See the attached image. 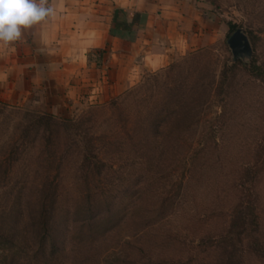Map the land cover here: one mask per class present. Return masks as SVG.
I'll use <instances>...</instances> for the list:
<instances>
[{
    "label": "rangeland",
    "instance_id": "1",
    "mask_svg": "<svg viewBox=\"0 0 264 264\" xmlns=\"http://www.w3.org/2000/svg\"><path fill=\"white\" fill-rule=\"evenodd\" d=\"M195 6L164 67L0 98V264H264V0Z\"/></svg>",
    "mask_w": 264,
    "mask_h": 264
},
{
    "label": "crops",
    "instance_id": "2",
    "mask_svg": "<svg viewBox=\"0 0 264 264\" xmlns=\"http://www.w3.org/2000/svg\"><path fill=\"white\" fill-rule=\"evenodd\" d=\"M48 3L56 10L54 17L25 31L19 41L0 42V98H27L37 85L53 81L67 83L75 91L88 81L93 52L109 54L112 65L127 62L129 69L164 67L171 55L189 47L190 34L184 27L193 25L199 14L195 0ZM136 14L142 20L132 37L112 35L116 18L131 23Z\"/></svg>",
    "mask_w": 264,
    "mask_h": 264
},
{
    "label": "clouds",
    "instance_id": "3",
    "mask_svg": "<svg viewBox=\"0 0 264 264\" xmlns=\"http://www.w3.org/2000/svg\"><path fill=\"white\" fill-rule=\"evenodd\" d=\"M48 0H0V42L19 41L24 32L55 16Z\"/></svg>",
    "mask_w": 264,
    "mask_h": 264
},
{
    "label": "trees",
    "instance_id": "4",
    "mask_svg": "<svg viewBox=\"0 0 264 264\" xmlns=\"http://www.w3.org/2000/svg\"><path fill=\"white\" fill-rule=\"evenodd\" d=\"M142 20V15L136 14L134 16V19L131 23L127 21H122L116 18V21L114 23V27L112 30V35L114 37L118 38H126V34L129 36L134 35V27L139 26ZM232 30H235V26H233ZM98 53H104L103 51L98 52ZM252 71L255 74L256 77L261 78L264 80V69L261 66H257V64L254 62L252 66ZM227 76V73H224V77ZM52 116L46 115L45 117H39L38 123L44 124L45 122L50 125V123H54Z\"/></svg>",
    "mask_w": 264,
    "mask_h": 264
},
{
    "label": "water",
    "instance_id": "5",
    "mask_svg": "<svg viewBox=\"0 0 264 264\" xmlns=\"http://www.w3.org/2000/svg\"><path fill=\"white\" fill-rule=\"evenodd\" d=\"M228 43L233 52L235 62L244 58H252L254 53L252 45L242 29L237 30Z\"/></svg>",
    "mask_w": 264,
    "mask_h": 264
}]
</instances>
